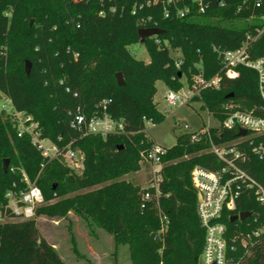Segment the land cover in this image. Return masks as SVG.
<instances>
[{"label": "trees", "instance_id": "16d2710c", "mask_svg": "<svg viewBox=\"0 0 264 264\" xmlns=\"http://www.w3.org/2000/svg\"><path fill=\"white\" fill-rule=\"evenodd\" d=\"M146 1L0 0V93L16 110L33 117L43 136L59 145L74 140L84 154L79 173L58 161L41 170L42 158L29 137H18L0 113V215L12 218L5 194L25 189L24 172L44 197L36 215L59 219L71 211L90 219L111 233L116 244L129 246V264H199L204 231L190 174L196 165L219 166L212 154L204 152L207 140L191 141L187 133L176 136L162 157L159 207L150 202L142 208L143 193L154 196V190L122 177L144 165L141 155L153 143L143 132L145 122L157 125L165 120L154 101L157 81L177 91L183 78L188 84L196 74L209 79L222 68L214 47L235 50L255 36L248 53L253 59L264 57V0L258 7L257 0H204L203 13L197 12L192 0H182L178 6L191 9L183 18L173 6L165 17L161 3L146 5ZM141 28L164 31L144 39L146 62L128 49L139 42ZM170 48L180 52L179 68ZM236 70L235 79L223 77L218 89H204L193 98L218 120L229 111L226 105L245 111L261 105L256 72L243 66ZM116 73H121L123 85H118ZM102 102L110 117L123 121L125 134L81 136L71 128L74 113L89 117L100 111ZM3 159H9L6 172ZM237 211L251 217L236 223L226 220L230 235L237 230L246 234L264 220V207L250 192L242 195ZM159 212L168 221L162 234ZM252 242L234 255L239 264H264V238ZM0 264L65 262L41 237L35 219H29L0 222Z\"/></svg>", "mask_w": 264, "mask_h": 264}, {"label": "built area", "instance_id": "2783aa9c", "mask_svg": "<svg viewBox=\"0 0 264 264\" xmlns=\"http://www.w3.org/2000/svg\"><path fill=\"white\" fill-rule=\"evenodd\" d=\"M181 1L147 0L146 5L161 3L165 17L171 13L169 6H173L176 15L183 18L191 14V9L188 5L179 7L178 4ZM192 2L196 3L197 12L205 11L207 4H204V0H192ZM243 2L247 3L248 0ZM223 4L224 2L221 1L220 5ZM260 4L259 0L255 2L257 7ZM260 32L261 30L258 34ZM254 39L256 36L249 38L235 50H220L214 47L222 62V68L218 73L209 79L196 74L192 77L191 84L186 83V86L177 91L167 90L164 95L167 105L165 112L172 116L171 108H179L193 101V98L199 97L204 89H218L223 77L235 79L238 75L236 70L238 66L254 70L258 77V92L261 99L259 107L245 111L234 109L232 104L226 105L225 108L229 111L222 120L210 114L215 118L214 125L187 132L191 141H199L202 138L207 140L209 147L204 152L212 154L219 165L216 168L212 163L208 167L196 165L190 174L197 198L196 213L204 231L199 264H239L240 260L235 259L234 255L242 248H246L248 243L252 244V238L257 240L264 238V220L250 232L244 234L243 231L237 230L234 235H230L225 222L226 220L230 222L232 216H238L241 213L237 211V204L245 192L252 193L256 202L264 207V57L254 59L250 57L248 47ZM76 55L74 54V57ZM181 63V59H177L174 65L179 68ZM59 84H62V81H59ZM66 91H69L67 87ZM73 95L76 96V93ZM100 106V111H94L89 117L79 111L74 113L69 121L71 128L79 131L81 136L89 134L106 138L110 135L125 134L123 121L110 117L106 102H102ZM0 113L4 120L11 122L16 128L18 137L23 135L29 137L30 143L42 158L41 170L47 163L58 161L75 171H82L84 154L75 145L74 140L65 145H59L43 136L33 117L16 110L11 99L3 93H0ZM154 125L151 121H146L143 132L148 133L149 128ZM182 128L189 130L187 124H184ZM57 140L60 141L61 138L58 137ZM168 149L153 140L149 149L141 155L142 162L150 167L149 185L145 189L154 190V196L150 191L143 193L142 208L150 202L159 207L162 157ZM22 176L26 187L20 191L10 190L5 194L6 208L10 211L12 219H34L36 208L44 203V197L35 182L30 181L24 172ZM0 218L2 219L1 215ZM159 218L161 224L159 233L162 234L165 232L168 221L161 212H159ZM238 221L243 220L237 219L231 223Z\"/></svg>", "mask_w": 264, "mask_h": 264}, {"label": "rangeland", "instance_id": "374dc122", "mask_svg": "<svg viewBox=\"0 0 264 264\" xmlns=\"http://www.w3.org/2000/svg\"><path fill=\"white\" fill-rule=\"evenodd\" d=\"M128 49L135 58L145 62L148 61L149 55L143 43H133ZM170 55L177 59L180 57V52L170 48ZM182 81V87L186 86L184 78ZM156 87L157 92L154 101L158 110L164 113L165 120L148 130L149 136L155 142L170 148L175 144L176 136L179 134L196 131L215 124V118L206 109L201 108L202 103L200 101H190L179 108H171L170 111L173 113L171 116L165 112L167 105L164 95L168 88L162 81H157ZM184 124L189 126V130L186 131L182 128ZM76 171L80 172V170ZM149 177L150 167L144 164L137 172L127 174L122 179L130 181L141 188H146L149 185ZM34 219L41 237L53 246L65 264L130 263L129 246L127 244H116L111 233L98 227L88 218H81L69 211L65 217L59 219L44 214L36 215ZM4 220L16 221V219L9 217L0 218V222Z\"/></svg>", "mask_w": 264, "mask_h": 264}, {"label": "water", "instance_id": "95a60500", "mask_svg": "<svg viewBox=\"0 0 264 264\" xmlns=\"http://www.w3.org/2000/svg\"><path fill=\"white\" fill-rule=\"evenodd\" d=\"M159 34H164V31L159 29V28H141L138 30V40H139V42L143 43L144 39L146 37H153V36H156ZM30 67H31V64L29 62L26 63V66H25L26 73H29ZM116 80H117L118 85L124 84L123 77H122L121 73H116ZM242 134H244V132H242ZM8 165H9V159H3L2 167H3L4 172L7 171ZM250 216H251V214L249 212H241V213H239L238 216H236V215L232 216L230 218V222H234L237 219L245 220V219L250 218Z\"/></svg>", "mask_w": 264, "mask_h": 264}]
</instances>
